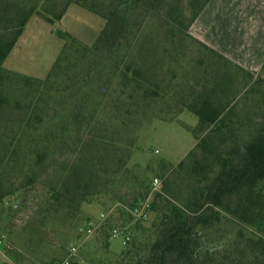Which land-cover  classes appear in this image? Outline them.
Here are the masks:
<instances>
[{
	"label": "trees",
	"instance_id": "trees-1",
	"mask_svg": "<svg viewBox=\"0 0 264 264\" xmlns=\"http://www.w3.org/2000/svg\"><path fill=\"white\" fill-rule=\"evenodd\" d=\"M209 1L0 0V201L31 208L28 246L64 227L86 235L64 247L71 264H264V79L192 37ZM71 5L105 21L94 45L62 33L45 80L5 69L31 18L55 25ZM156 109L194 114L195 145L174 165L132 164ZM145 201L150 222L131 214ZM115 228L130 236L117 255Z\"/></svg>",
	"mask_w": 264,
	"mask_h": 264
},
{
	"label": "rangeland",
	"instance_id": "rangeland-1",
	"mask_svg": "<svg viewBox=\"0 0 264 264\" xmlns=\"http://www.w3.org/2000/svg\"><path fill=\"white\" fill-rule=\"evenodd\" d=\"M211 3L213 7L215 4ZM246 6L245 9L250 6L249 1ZM244 12L248 13L247 10ZM104 26L105 21L100 16L76 5L69 6L61 21L55 25L33 17L17 39L4 62V67L22 76L45 80L63 50L62 33H67L82 44L92 46ZM256 73V78L264 79L263 68ZM197 126L198 118L190 112L170 116L165 109H156L154 113H149L142 119L138 128L140 148L133 155L131 163L141 166L148 163L155 165L157 161L177 164L195 145L192 131ZM11 202L10 200L3 213H0V237L4 240V245L0 246V264H54V261L64 259L67 251L64 247L68 243L74 247L84 243L86 235L76 239V234L69 228L49 227L46 230L35 229L37 246H28L25 242L29 232L24 230L22 225L32 210L26 207L8 215L6 210ZM102 212L97 204L83 207V215L92 219V225L99 221ZM152 218L149 213L145 221L150 222ZM122 248L121 239L109 241L111 254L117 255Z\"/></svg>",
	"mask_w": 264,
	"mask_h": 264
},
{
	"label": "crops",
	"instance_id": "crops-1",
	"mask_svg": "<svg viewBox=\"0 0 264 264\" xmlns=\"http://www.w3.org/2000/svg\"><path fill=\"white\" fill-rule=\"evenodd\" d=\"M190 32L234 64L256 72L264 63V0H210Z\"/></svg>",
	"mask_w": 264,
	"mask_h": 264
},
{
	"label": "built area",
	"instance_id": "built-area-1",
	"mask_svg": "<svg viewBox=\"0 0 264 264\" xmlns=\"http://www.w3.org/2000/svg\"><path fill=\"white\" fill-rule=\"evenodd\" d=\"M152 189L154 191L159 190L160 188V181L158 178L152 179ZM8 205L7 200L0 201V208L5 207ZM150 213V205L149 201H145L141 205L135 206L131 210L132 216L138 220V221H145L148 217V214ZM103 217V214L101 215ZM94 227L90 225V227L87 230V234L90 235L93 232ZM111 239H121L123 244L127 243L130 240V236L128 233L125 232V229L115 228L111 231ZM4 245V240L2 237H0V246ZM77 251V247H71L70 253L71 256L75 255ZM54 264H71V261L69 259L59 260L56 261ZM85 264V263H81Z\"/></svg>",
	"mask_w": 264,
	"mask_h": 264
}]
</instances>
